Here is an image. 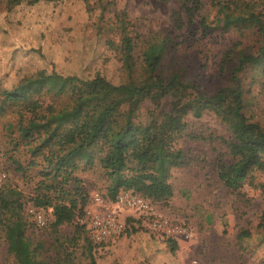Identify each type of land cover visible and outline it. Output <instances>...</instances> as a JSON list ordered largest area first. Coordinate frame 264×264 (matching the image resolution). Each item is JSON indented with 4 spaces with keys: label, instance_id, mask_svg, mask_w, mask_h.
I'll return each instance as SVG.
<instances>
[{
    "label": "rangeland",
    "instance_id": "rangeland-1",
    "mask_svg": "<svg viewBox=\"0 0 264 264\" xmlns=\"http://www.w3.org/2000/svg\"><path fill=\"white\" fill-rule=\"evenodd\" d=\"M214 1L202 0L199 16L189 21L178 0L23 1L12 7L0 0L2 84L11 87L37 69L51 67L82 76L99 72L114 84L129 86H142L154 82L157 74L167 77L175 71L211 94L226 82L218 72L223 53L255 41L253 33L235 28L202 34L197 19L203 15L213 21ZM121 17L131 49L123 41ZM152 53L161 56L156 70L145 63ZM257 78L247 87L246 114L264 129V75ZM41 100L46 105L51 96L44 94ZM169 107L170 97H166L161 109ZM185 119L187 135L178 138L176 145L185 149L189 161L172 169L173 195L157 206L188 225L192 237L174 245L140 219L138 212L114 206L125 226L102 244L92 241L95 264H264V199L258 187L264 182V168L242 163L241 155L231 153L238 135L214 113L188 114ZM17 120L14 109L0 115V168L6 174L1 191L27 220L25 235L41 258L50 264H89L92 237L83 215L57 227L52 225L54 217L42 227L30 220L28 205L33 203L44 164L22 143ZM32 160L35 165H29ZM219 162L243 166L240 194L219 180ZM74 174L81 178L87 195L84 209L95 192L109 199L110 181L97 158L91 165L79 162ZM9 215L7 211L0 218V264H15L5 239L4 219ZM83 224L85 228H80ZM245 229L250 235L239 239Z\"/></svg>",
    "mask_w": 264,
    "mask_h": 264
},
{
    "label": "trees",
    "instance_id": "trees-1",
    "mask_svg": "<svg viewBox=\"0 0 264 264\" xmlns=\"http://www.w3.org/2000/svg\"><path fill=\"white\" fill-rule=\"evenodd\" d=\"M23 1L62 0H6V5L12 7ZM178 1L189 21L199 16L202 0ZM259 1L215 0L213 21L203 15L197 19L202 34L216 28H235L255 36L253 44L223 53L218 72L226 82L211 94L203 93L175 71L167 77L157 74L154 82L142 86L114 84L99 72L82 76L54 67L37 69L11 87L3 86L0 78V115L10 109L17 111L16 128L22 143L33 157L43 161L33 204L51 210L54 227L84 215L87 195L81 178L74 174L79 162L91 165L98 159L110 181L107 196L112 201L121 190H131L156 202L169 199L173 195L169 181L172 169L189 161L185 149L176 145L178 138L187 135L188 114L199 117L205 111L214 113L238 135L231 153L241 155L242 163L264 168V129L246 114L247 87L264 75V0ZM119 21L123 41L131 49L124 18ZM160 61L161 56L155 53L145 58L152 70ZM44 94L51 96L46 105L41 100ZM166 97H170V107L163 110ZM35 163L32 160L29 165ZM242 168L239 163H218L219 180L238 194L244 176ZM258 187L264 199V182ZM7 211L10 215L4 219L5 239L15 264H50L25 235L27 220L1 191L0 218ZM83 227L84 224L80 226ZM249 235L245 229L238 237L245 239ZM92 241L89 238V264H95Z\"/></svg>",
    "mask_w": 264,
    "mask_h": 264
},
{
    "label": "built area",
    "instance_id": "built-area-1",
    "mask_svg": "<svg viewBox=\"0 0 264 264\" xmlns=\"http://www.w3.org/2000/svg\"><path fill=\"white\" fill-rule=\"evenodd\" d=\"M5 179L6 174L0 168V191ZM157 203L131 190H121L114 201L95 192L91 195V205H87L84 209V223L92 240L102 244L125 226V223L118 218L119 214L114 209L116 206L138 212L140 219L166 238L175 241L191 238L193 234L189 226L163 213L158 209ZM28 215L34 224L41 227L47 225L53 217L50 209L46 211L33 203L28 205Z\"/></svg>",
    "mask_w": 264,
    "mask_h": 264
}]
</instances>
